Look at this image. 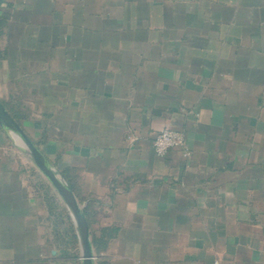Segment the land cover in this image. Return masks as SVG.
Segmentation results:
<instances>
[{
  "label": "crops",
  "instance_id": "crops-1",
  "mask_svg": "<svg viewBox=\"0 0 264 264\" xmlns=\"http://www.w3.org/2000/svg\"><path fill=\"white\" fill-rule=\"evenodd\" d=\"M2 15L0 102L85 213L94 264H264V0H3ZM163 129L187 160L154 153ZM45 188L66 208L0 127V264L70 262Z\"/></svg>",
  "mask_w": 264,
  "mask_h": 264
},
{
  "label": "water",
  "instance_id": "water-1",
  "mask_svg": "<svg viewBox=\"0 0 264 264\" xmlns=\"http://www.w3.org/2000/svg\"><path fill=\"white\" fill-rule=\"evenodd\" d=\"M0 127L4 131H10L25 149L30 159L45 177L50 186L65 204L78 235L81 264H94L95 254L91 243L89 228L85 220L82 208L78 204L72 191L64 182L52 165L44 158L38 148L26 136L16 121L10 116L0 102Z\"/></svg>",
  "mask_w": 264,
  "mask_h": 264
},
{
  "label": "trees",
  "instance_id": "trees-1",
  "mask_svg": "<svg viewBox=\"0 0 264 264\" xmlns=\"http://www.w3.org/2000/svg\"><path fill=\"white\" fill-rule=\"evenodd\" d=\"M3 0H0V5ZM6 25V17L0 16V37L3 35V28ZM3 104V103H2ZM4 105V104H3ZM5 106V105H4ZM45 202L49 211L50 217L54 223V236L59 241L57 249L62 257L67 261H75L78 258V240L73 227L71 218L62 203H60L54 194L50 193L47 188L44 190ZM85 216V213H84ZM92 247L96 250L100 249L95 239H92Z\"/></svg>",
  "mask_w": 264,
  "mask_h": 264
},
{
  "label": "built area",
  "instance_id": "built-area-1",
  "mask_svg": "<svg viewBox=\"0 0 264 264\" xmlns=\"http://www.w3.org/2000/svg\"><path fill=\"white\" fill-rule=\"evenodd\" d=\"M185 137L182 133L163 129L160 130L154 137L152 146L153 151L157 156H165L169 151L179 149L182 157L187 160L190 157V152L185 145Z\"/></svg>",
  "mask_w": 264,
  "mask_h": 264
},
{
  "label": "rangeland",
  "instance_id": "rangeland-1",
  "mask_svg": "<svg viewBox=\"0 0 264 264\" xmlns=\"http://www.w3.org/2000/svg\"><path fill=\"white\" fill-rule=\"evenodd\" d=\"M4 43H5V38H4L3 36H1V37H0V46H3ZM78 251H79V249H78ZM78 257H79V252H78ZM79 260H80V258L77 259V260H75V262H78ZM62 264H73V263H71V261H70V262L62 263Z\"/></svg>",
  "mask_w": 264,
  "mask_h": 264
}]
</instances>
